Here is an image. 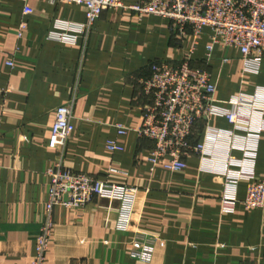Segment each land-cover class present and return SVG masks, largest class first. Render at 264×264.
Returning <instances> with one entry per match:
<instances>
[{
	"label": "crops",
	"instance_id": "obj_1",
	"mask_svg": "<svg viewBox=\"0 0 264 264\" xmlns=\"http://www.w3.org/2000/svg\"><path fill=\"white\" fill-rule=\"evenodd\" d=\"M141 1L122 0L128 6ZM58 20L84 22V6L0 0V264H32L47 216V171L59 158L49 137L57 107L73 97L64 165L140 193L132 231L117 227L118 201L96 197L80 209L56 206L45 264H147L130 255L135 230L160 238L150 264H264V208L244 204L250 176L264 181L263 111L243 113L244 128L237 130L222 116L197 125L193 139L206 143L214 171L194 153L184 170L152 169L153 142L117 128L142 125L134 77L151 61L190 56L211 72L219 100L241 94L264 103V58L258 72L249 71L238 48L217 45L207 63L208 29L190 55L193 37L175 39L170 19L129 8L105 10L89 38L77 43L49 37ZM231 130L237 138L227 135ZM109 140L123 150L111 151ZM228 153L237 161L226 166ZM230 174L239 176L235 187L226 183Z\"/></svg>",
	"mask_w": 264,
	"mask_h": 264
},
{
	"label": "built area",
	"instance_id": "obj_2",
	"mask_svg": "<svg viewBox=\"0 0 264 264\" xmlns=\"http://www.w3.org/2000/svg\"><path fill=\"white\" fill-rule=\"evenodd\" d=\"M72 1L84 6L85 21L74 23L58 20L50 38L67 43H77L81 37L87 40L105 10L129 8L145 15L170 19L175 39L183 43L193 37L190 55L195 52L203 31L208 29L209 42L204 58L207 63L217 45L224 49L238 48L244 57L245 68L249 71L258 72L264 58V0H142L129 6L122 0ZM32 12L33 9L27 5L25 13ZM26 26V22H23L22 28ZM9 65L13 66V62L9 61ZM134 78L143 108V123L138 128L120 124H117V128L119 134L135 131L140 137L153 142L150 157L152 169L162 167L171 171L184 170L187 168L186 156L194 153L201 158L202 163H212L211 171H214L215 162L208 155L206 143L195 142L193 139L197 125L211 116H222L237 130L244 128L243 113L257 110L264 112V103L256 98L247 99L244 95L237 94L228 101L219 100L218 87L212 80L211 72L194 64L190 56L179 61H151ZM3 92L5 90L0 85V93ZM75 103L76 98L73 97L56 109L49 145L59 153V158L47 171L51 177L47 216L37 236L32 264L46 262L55 228L53 211L56 206L80 209L96 197L118 201L120 208L117 227L124 231L133 229L140 193L138 187L76 172L64 165L63 154L74 131ZM235 130L227 133L231 139L237 138ZM107 147L111 151L123 150L115 140H109ZM236 161L231 153L223 159L226 166ZM238 177L230 174L226 183L235 187L238 181L235 178ZM249 181L245 206L264 208V181L257 180L254 174ZM134 232L130 255L150 264L160 238L139 230Z\"/></svg>",
	"mask_w": 264,
	"mask_h": 264
}]
</instances>
